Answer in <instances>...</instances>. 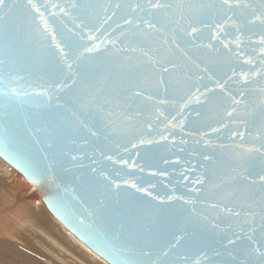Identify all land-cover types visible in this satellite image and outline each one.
Instances as JSON below:
<instances>
[{"label":"water","instance_id":"water-1","mask_svg":"<svg viewBox=\"0 0 264 264\" xmlns=\"http://www.w3.org/2000/svg\"><path fill=\"white\" fill-rule=\"evenodd\" d=\"M8 2L0 158L55 221L109 264L85 236L129 264L253 260V242L264 245V0Z\"/></svg>","mask_w":264,"mask_h":264},{"label":"bare ground","instance_id":"bare-ground-1","mask_svg":"<svg viewBox=\"0 0 264 264\" xmlns=\"http://www.w3.org/2000/svg\"><path fill=\"white\" fill-rule=\"evenodd\" d=\"M12 176L15 182V185L12 186V189L15 190L13 197L15 196L14 198L17 199V207H14L13 210L11 207L0 208V242L8 244L9 248L13 250L21 248L25 257L26 254L31 257L40 256L43 264H105V261L101 260L102 258L100 259L95 253H92L82 242L55 221L34 186L32 188L28 182L24 181L26 180L24 177L23 179L0 158V182L2 183L1 180ZM25 206L30 207L29 212L24 210ZM23 232H32V238L30 235L31 239L23 236ZM23 245L28 248H22ZM33 245L35 247L42 246L44 250L36 248L37 254L31 253L29 251Z\"/></svg>","mask_w":264,"mask_h":264},{"label":"snow or ice","instance_id":"snow-or-ice-1","mask_svg":"<svg viewBox=\"0 0 264 264\" xmlns=\"http://www.w3.org/2000/svg\"><path fill=\"white\" fill-rule=\"evenodd\" d=\"M150 6L153 8H162L163 5L159 4V3H155V4H151V0H149ZM224 3L226 5H228V0H224ZM28 4L32 7L35 8V10L37 12H39V8L36 7L35 4L32 3V0H28ZM229 7H231V5H228ZM16 7L15 3H9L8 0H0V13L3 14L4 17H6L11 11L12 9ZM117 7H119V5H117ZM136 8H140V5L137 4L135 6ZM135 10V9H133ZM141 11H143V9H141ZM41 19H43V17H41ZM126 23H131L130 20L126 21ZM46 26V25H45ZM149 28H153L155 27L154 24L149 23L148 24ZM197 29L193 28L192 32H196ZM58 47H60L59 45H57ZM95 49H85V51H94ZM61 54L63 55V48H61ZM81 55H83V53H81ZM65 59H67V57H65ZM69 67H71V65H69ZM2 79V78H0ZM222 87V85H221ZM2 91V90H0ZM10 93L13 94L16 97H19L21 95V93L17 92L16 89H10ZM8 94V93H5ZM24 95H27V93H24ZM231 115V113H229ZM86 127V125H85ZM152 141H147V143H151ZM141 143H145V141H141ZM0 145H3V141H0ZM75 159V158H73ZM24 170L27 172V174L29 176H32L33 179H35L34 173L32 171L31 168H27L25 167ZM262 180H264V177H261ZM37 183H39V181H36ZM132 187H136L135 184L132 185ZM143 191V189H141ZM150 195V193H149ZM83 218H80L79 223L83 224ZM83 234V233H82ZM86 239H89L90 243H92L95 247H97L99 250H101L102 252H105V254L109 255L111 257V259L113 260L114 264H129V262L127 260H124L120 253L117 250H114L110 245H106L103 242H97L96 240L85 236ZM230 243H232V241H229ZM254 247L252 248L251 253H249L250 256H254L255 258L251 261H246L244 262V264H264V245H255V242H253Z\"/></svg>","mask_w":264,"mask_h":264},{"label":"rangeland","instance_id":"rangeland-1","mask_svg":"<svg viewBox=\"0 0 264 264\" xmlns=\"http://www.w3.org/2000/svg\"><path fill=\"white\" fill-rule=\"evenodd\" d=\"M14 169V168H13ZM15 170V169H14ZM15 172L17 173V174H19V175H21L22 176V178H23V175L21 174V173H19L17 170H15ZM16 179H17V176H16ZM24 179V178H23ZM12 180V181H11ZM14 179H13V176L12 177H8L7 179H5V180H1L2 181V183L0 182V208H10L11 207V210H13V209H15L14 207H17V199L16 198H14L13 197V194L15 193V190H13L12 189V186H14L15 185V182L13 181ZM24 181H26V182H28L27 180H24ZM12 183V184H11ZM4 184V185H3ZM28 184L29 185H31L29 182H28ZM32 186V188H33V185H31ZM8 187V188H7ZM14 192V193H13ZM24 193H25V191H24ZM15 195V194H14ZM24 208V210L26 211V212H29L30 211V207L29 206H25V207H23ZM34 212V211H33ZM48 221V220H47ZM65 230V229H64ZM67 231V230H66ZM68 232V231H67ZM32 232H30V233H26V232H23L22 234H24L23 236H26L27 238H30V236L32 235L31 234ZM68 233H70V232H68ZM71 234V233H70ZM30 235V236H29ZM31 238H32V236H31ZM30 238V239H31ZM10 241V240H9ZM0 244H2V245H0V264H43L42 263V261H41V257L40 256H34V257H31L30 255H27L26 254V257L25 256H23V253L24 252H22V250H20L19 248L18 249H16L15 248V250H13L12 248L10 249L9 248V246H8V244H6V243H4V242H0ZM20 245V244H19ZM25 245V244H24ZM22 246V248H25L26 249V247L28 248V246ZM2 246V247H1ZM39 246V245H38ZM35 247L34 245H33V247H32V249H30V251L29 252H31V253H36L37 254V249L39 248H41L42 250H44L43 249V247L42 246H40V247ZM4 250H6V251H4ZM37 248V249H36ZM21 251V252H20ZM28 251V250H27ZM12 252V253H11ZM20 252V253H19ZM93 253V252H92ZM4 254V255H3ZM6 254V255H5ZM24 255H25V253H24ZM12 256V257H11ZM97 256V255H96ZM27 257H28V259H27ZM39 257V258H38ZM99 257V256H98ZM100 258V257H99ZM101 259V258H100ZM55 260H56V258H55ZM101 260H103V259H101ZM13 261H15V262H13ZM22 261V262H21ZM30 261V262H29ZM104 261V260H103ZM24 262V263H23ZM60 263V262H59ZM105 264L107 263V262H104ZM60 264H62V263H60Z\"/></svg>","mask_w":264,"mask_h":264}]
</instances>
